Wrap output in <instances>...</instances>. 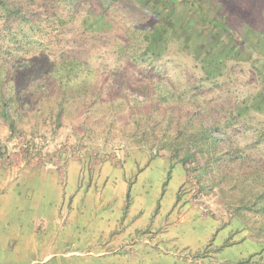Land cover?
I'll return each instance as SVG.
<instances>
[{"label":"rangeland","instance_id":"1","mask_svg":"<svg viewBox=\"0 0 264 264\" xmlns=\"http://www.w3.org/2000/svg\"><path fill=\"white\" fill-rule=\"evenodd\" d=\"M174 1L155 0L147 13L120 2L110 7L108 21L101 18V7L97 9L95 3L85 30L80 31L75 11L68 6L67 19L76 26L67 27L69 34L61 37L56 29L49 33L46 28L55 24L54 17L37 29L24 24L21 28V20L0 19V264H264V234L232 219L225 205L230 196L222 193L230 182L253 195L261 193L264 168L249 162L238 169L237 163L233 169L225 168L223 184L201 191L171 148H163L165 134L176 144L182 138L178 140L169 127H159L160 114L154 116V129H149L147 110L128 99L133 95L137 102H147L137 95L139 84L124 90L111 79L117 65L127 69L122 76L130 81L137 83L135 76L149 79L151 65L130 64L123 51L124 43H129L128 52L134 45L144 48L142 29L150 23L162 24L153 10L184 19L193 34L188 31L187 39L167 41L169 50L158 65L187 100L192 84L201 83L199 69L213 72L216 87L194 90L198 94L194 101L205 103L200 107L203 114L227 116L222 120L230 121L229 108L264 91V0ZM219 3L239 37L230 44L229 36L219 35L212 23L224 17L214 7ZM62 6L54 5L57 10L52 13ZM83 6L79 5L81 12ZM140 23H145L142 28ZM94 25L100 29L105 25L101 32L106 31V36L91 37L93 32L86 29ZM211 43L215 53L230 50L228 45L235 47V53H229L233 60L216 62L219 70L209 68L208 61L204 67L201 63L203 48ZM186 49L192 57L185 55ZM62 51L65 58L78 57L89 69L76 72L75 82L74 75L64 76L62 85L54 73L53 80L61 87L48 89L42 82L52 72V64L61 62ZM192 59L198 60L197 68ZM34 61L38 68L24 82L21 71ZM15 96L16 103L11 101ZM6 100L14 105L7 109L14 127L3 116ZM236 129L237 149L262 158L252 149L253 135L243 126ZM256 216L259 227L264 220ZM25 222L35 223L31 225L37 238L51 243L50 250L58 257L44 262L45 253L39 248L25 258L22 236L17 234L24 226L29 229L28 223L22 226ZM81 239H88L89 249ZM69 252L77 253L74 258L61 256Z\"/></svg>","mask_w":264,"mask_h":264},{"label":"trees","instance_id":"2","mask_svg":"<svg viewBox=\"0 0 264 264\" xmlns=\"http://www.w3.org/2000/svg\"><path fill=\"white\" fill-rule=\"evenodd\" d=\"M98 1L99 0H83V3H81L80 0H28L26 2L21 0V2L17 3V0H0V19L6 18L7 20H21V28L24 24L25 26L33 25V27L37 29L39 26H42L41 24L48 22L51 17H54L55 24H52L51 22L48 25L49 28H46L49 33L53 31V28L56 29L57 36L61 37L63 34H69V32L66 31L67 27L76 26L72 19H67L68 12H65V9H68V6L73 8L75 11L73 16H75L76 23L79 25L77 26L78 31L85 28L83 26L88 23L89 14L93 11L91 7L95 3L98 4L97 9L101 7V11L99 10L101 18L107 21L109 18L108 13L110 7L114 9L113 7L115 4L120 2L126 1L128 4L139 6L141 11L146 13L148 10L147 8L155 6V0H103L101 3H98ZM174 2H177V0ZM89 3H91V5L90 7H87L86 5ZM54 5L57 8L59 6H63L61 9H58L57 12L52 13L57 10L56 7H53ZM79 5H84L82 12L79 10ZM214 7L217 8L216 10L219 14H224L223 4L219 3ZM153 12L154 15L161 18L162 24L150 22L146 23H150L149 27L142 29L140 32V35L143 37L145 47L142 48L134 45L128 52L127 46L129 43H124L125 47L123 51L126 55H128L126 61L130 62V64L140 67H142V64L144 65L146 63L151 65L150 73H147L149 79L143 80L141 76H135L134 78L137 83L130 81L129 76H122L123 73L125 75L127 74V69L124 66L120 67L117 65L114 66L117 70V74L112 75V82L118 83V85L121 86L120 88L124 90L132 89L135 87L133 84H139L137 87V95H142L147 98V102H137L133 95H128V99L132 102L136 101V103H139V106L144 107V109L147 110L145 111L151 120L150 123L147 124L149 129H154V116L160 114L163 119V124H160L159 127L164 125L166 130L169 127V129L171 128L172 130H175L178 140L182 138L180 139L181 141L176 144L173 143V139L170 135L165 134L167 139L164 137V140L166 141L162 143L163 148H166L167 146L171 148L173 151V157H177L181 165L186 168L188 174L196 179L197 183L200 185L201 191H204L208 187L215 188L217 185L223 184L222 180H227L225 175L228 174L226 173L227 171L225 168L229 170L233 169L232 166L237 163H239L240 167L238 169H245L244 166L249 164V162L252 165L258 164L264 168V91L253 95V97L248 96L242 101H239L241 103L237 106V108H229L228 119H230V121L222 120L227 116L220 117V115H218L215 117L211 113L203 114L200 107L205 103L194 101L198 97V94H196L194 90L201 91V89L205 86L216 87V78L212 77L213 72H209L206 68H200L201 83H193L190 87L192 91L188 97L191 96V99L187 100V95L185 93H177L176 89H174L175 86L172 85L168 79H166L167 76H163L162 65L158 64H160L161 59L165 56V51L167 50L168 52L169 50L167 48V41L187 39L188 31H191V27L189 28L187 26L188 24L184 26V19L175 18L172 15H170V17H164L161 13L156 12L155 10H153ZM62 14L64 15L62 16ZM223 16L225 19L222 18V20L212 21V23L213 26L219 28V35L222 36L223 33L221 32H224L227 37L229 36L228 44H230L231 42L238 40L239 37L235 35L234 28H230L235 25V23L230 21L231 18L227 15ZM231 17L235 18L236 16L232 15ZM79 20L81 21L78 23ZM144 24L145 23L139 25L140 28H142ZM95 26L98 25L88 26L86 29L87 32H93L91 37H93V35L98 36L99 38L105 37L106 34L104 33H106V31L104 33L103 31L101 32L105 25L102 29H100L101 27L97 28ZM251 27L255 28L253 25H251ZM84 30H82V32H85ZM251 31L252 30L248 32ZM255 31L257 30L253 29V32ZM95 33L100 34L98 35ZM191 33L193 34L192 31ZM124 39L128 40L129 37L124 36ZM184 43L186 44L184 45ZM184 43L183 45L188 47L187 41ZM211 44L212 45H206L203 48L205 57L201 59V63L204 67L208 61L209 68H212V70H219L220 67L219 65H216V62L224 64L226 59L233 60L232 58H229V53H235V47L233 45H228L231 46L230 50L224 49L221 52H216V54L215 51L212 50L214 43ZM161 45L165 46L161 48ZM249 46L254 47L251 42ZM201 51L202 50L200 49V55L203 54ZM64 52L66 51H62L60 54L61 62L58 61L52 64V72H49L42 82V85L48 89H51L54 86H60L53 80L54 73L55 76L57 74V81L61 79L59 82H61L62 85L64 76L74 75L76 72H85L89 69L88 66L78 57L65 58ZM186 52L187 53L185 55L192 57L193 54L188 49H186ZM173 55L174 53L171 52L169 56L171 57ZM69 59L72 61H68ZM192 60L196 63L194 67L197 68L198 60L197 62L195 59ZM174 67L177 68L176 65ZM37 68L38 64L35 61L27 64L20 74L23 81L25 82V80H27L29 74H34ZM69 78L71 77L69 76ZM76 80V77L72 78L73 82ZM149 81L153 84L148 83ZM0 84H3L2 79L0 80ZM65 88L67 90L70 89L68 85H66ZM93 89L96 96H99V90H96L95 87H93ZM11 101L15 102L16 96L12 98ZM155 101H158L156 108L154 107ZM2 103L5 108L3 110V116L10 126L14 127L15 121L12 115L7 112V109H10V107H13L14 105L10 102L8 103V100H6V103ZM153 109L155 112L151 114V110ZM176 118H179L180 121L182 119L184 124L177 122L175 120ZM239 126L245 127L246 133L253 135L254 139L251 144L252 149L263 154L262 158L259 160L258 156H254L253 153L249 154L247 151L237 149L238 145L236 144L234 137L238 136L237 132H239V129L236 128ZM262 183H264V178ZM236 188L239 189V192H233ZM222 193H225L227 196L229 194L230 196V199L225 201V205L232 219L240 220L245 225H248L249 228H257L258 234L263 235L264 223H261L259 227L256 226V213L259 214V219L261 221L262 219L264 220V184L261 193L259 192L253 195V192L243 188H238L237 184L230 182L228 189H222Z\"/></svg>","mask_w":264,"mask_h":264},{"label":"crops","instance_id":"3","mask_svg":"<svg viewBox=\"0 0 264 264\" xmlns=\"http://www.w3.org/2000/svg\"><path fill=\"white\" fill-rule=\"evenodd\" d=\"M26 223H28V222H25L22 226L27 225ZM31 224L32 223H28V225H30V226H28L29 227L28 230L24 228L27 226H24L21 229L17 230V234H21V236H22L21 238H22L23 250H24V254L26 255L25 258L28 257L27 255H30V254L36 252L39 248L41 249V251H43L45 253L43 256L44 262L58 257L59 254H55V253L51 252V250H50L51 243L48 242V243L43 244V241L41 240V238L40 239L37 238V230H36L35 226L34 227L32 226L35 223H33L32 225ZM0 232H2V231H0ZM87 240H84V239L80 240L81 241L80 243L86 247L85 249L90 248V245H89L90 242ZM76 253L77 252H69V253H67L65 255H61V256H63L66 259L74 258ZM104 255H106V254H104Z\"/></svg>","mask_w":264,"mask_h":264}]
</instances>
